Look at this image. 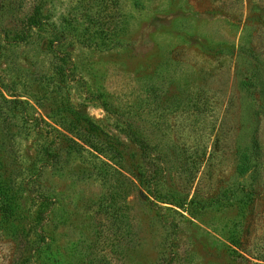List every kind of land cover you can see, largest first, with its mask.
<instances>
[{
	"label": "rangeland",
	"instance_id": "374dc122",
	"mask_svg": "<svg viewBox=\"0 0 264 264\" xmlns=\"http://www.w3.org/2000/svg\"><path fill=\"white\" fill-rule=\"evenodd\" d=\"M257 59L264 0H0V264H264Z\"/></svg>",
	"mask_w": 264,
	"mask_h": 264
},
{
	"label": "trees",
	"instance_id": "16d2710c",
	"mask_svg": "<svg viewBox=\"0 0 264 264\" xmlns=\"http://www.w3.org/2000/svg\"><path fill=\"white\" fill-rule=\"evenodd\" d=\"M261 60L257 59L255 60L251 67H250V77H245L241 79L240 81V88L246 92L251 93L252 96V105L256 109L255 117L259 118V114H264V101H260L258 103V100L255 98V93L257 92L256 89H260V93H264V67L263 65H260ZM255 109L253 113L255 112ZM253 148L255 153H253L254 156H257L259 145L256 144V141H253V146H247L245 148V154L242 153L240 156V165L238 166V174L241 177H246L250 170V164L249 161H252V158H250L247 154L249 150Z\"/></svg>",
	"mask_w": 264,
	"mask_h": 264
}]
</instances>
